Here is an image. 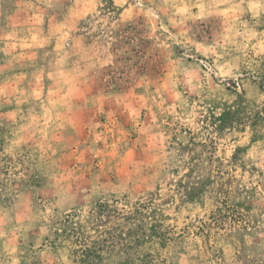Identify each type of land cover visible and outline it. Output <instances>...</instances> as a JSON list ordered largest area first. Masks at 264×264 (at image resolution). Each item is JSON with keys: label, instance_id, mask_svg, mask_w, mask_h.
<instances>
[{"label": "rangeland", "instance_id": "rangeland-1", "mask_svg": "<svg viewBox=\"0 0 264 264\" xmlns=\"http://www.w3.org/2000/svg\"><path fill=\"white\" fill-rule=\"evenodd\" d=\"M0 264H264V0H0Z\"/></svg>", "mask_w": 264, "mask_h": 264}, {"label": "crops", "instance_id": "crops-1", "mask_svg": "<svg viewBox=\"0 0 264 264\" xmlns=\"http://www.w3.org/2000/svg\"><path fill=\"white\" fill-rule=\"evenodd\" d=\"M4 44L8 45L9 43H4Z\"/></svg>", "mask_w": 264, "mask_h": 264}]
</instances>
